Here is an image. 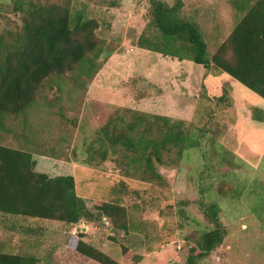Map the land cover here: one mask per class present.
Returning <instances> with one entry per match:
<instances>
[{
  "label": "rangeland",
  "instance_id": "374dc122",
  "mask_svg": "<svg viewBox=\"0 0 264 264\" xmlns=\"http://www.w3.org/2000/svg\"><path fill=\"white\" fill-rule=\"evenodd\" d=\"M16 1L0 0L3 33L20 25ZM230 1L183 0L182 13L200 25L209 53L242 17ZM70 3L97 22L95 36L105 56L93 61L89 77L74 69L45 79L23 114L1 120L0 145L71 163L76 193L89 210L95 202L111 201L112 187L123 182L138 194H121V203L128 215L147 224V232L125 235L104 219L72 227L42 221L44 230L33 235L27 252L46 260L40 264H100L79 255L70 243V235L82 233L86 243L118 264H185L190 235L207 225L199 209L206 203L218 207L226 235L197 264H264V125L254 120L258 111L264 114L263 100L225 76L211 81L214 90L202 91L201 66L137 48L134 41L149 19V0ZM222 89L227 100L218 104ZM124 108L186 121L198 146L181 156L173 148L163 153L164 164L154 165L162 180L145 178L144 161L129 152L116 156V163L113 158L83 163L92 131ZM0 242L13 251L21 240L0 234Z\"/></svg>",
  "mask_w": 264,
  "mask_h": 264
},
{
  "label": "trees",
  "instance_id": "16d2710c",
  "mask_svg": "<svg viewBox=\"0 0 264 264\" xmlns=\"http://www.w3.org/2000/svg\"><path fill=\"white\" fill-rule=\"evenodd\" d=\"M230 2L242 17L213 53H209L197 21L183 15V0H149V19L134 45L201 66L202 91L214 90L211 81L225 76L264 102V0ZM13 10L21 13L19 27L15 32L0 31L1 128L3 118L21 115L32 105L45 79L74 69L89 77L94 73V60L105 56L95 36L97 22L82 8L74 9L70 0L60 4L17 0ZM226 92L222 89V95L216 97L218 104L227 100ZM255 116V124L263 126V111ZM188 124L166 115L118 109L116 116L87 138L83 163L109 158L116 163V156L129 152L144 161L145 178L162 180L154 165L164 164L163 153L173 148L181 156L184 150L198 146L199 138L187 130ZM132 193L138 194L119 182L111 189V201L95 202L89 210L76 193L71 163L0 145V234L16 235L21 240L13 251L0 242V264L46 263L44 258L27 252L33 235L44 230L39 225L42 221L72 227L82 221L104 219L113 231L146 234L147 224L128 215L121 203V194L128 197ZM199 209L207 225L190 235L185 264H197L206 258L226 235L215 204L200 203ZM84 237L82 233L70 235V243L79 255L100 264H118L86 243Z\"/></svg>",
  "mask_w": 264,
  "mask_h": 264
},
{
  "label": "water",
  "instance_id": "95a60500",
  "mask_svg": "<svg viewBox=\"0 0 264 264\" xmlns=\"http://www.w3.org/2000/svg\"><path fill=\"white\" fill-rule=\"evenodd\" d=\"M167 264H178L176 261L170 260Z\"/></svg>",
  "mask_w": 264,
  "mask_h": 264
}]
</instances>
